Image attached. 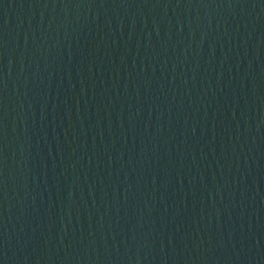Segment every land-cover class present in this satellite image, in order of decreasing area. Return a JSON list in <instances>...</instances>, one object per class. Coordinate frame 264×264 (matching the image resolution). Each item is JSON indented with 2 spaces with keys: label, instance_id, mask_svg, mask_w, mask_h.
<instances>
[{
  "label": "water",
  "instance_id": "obj_1",
  "mask_svg": "<svg viewBox=\"0 0 264 264\" xmlns=\"http://www.w3.org/2000/svg\"><path fill=\"white\" fill-rule=\"evenodd\" d=\"M0 264H264V0H0Z\"/></svg>",
  "mask_w": 264,
  "mask_h": 264
}]
</instances>
